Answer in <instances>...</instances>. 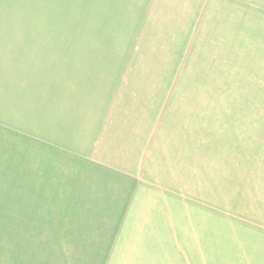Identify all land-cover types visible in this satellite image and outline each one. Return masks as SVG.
I'll use <instances>...</instances> for the list:
<instances>
[{"label": "rangeland", "instance_id": "obj_1", "mask_svg": "<svg viewBox=\"0 0 264 264\" xmlns=\"http://www.w3.org/2000/svg\"><path fill=\"white\" fill-rule=\"evenodd\" d=\"M0 264H264V0H0Z\"/></svg>", "mask_w": 264, "mask_h": 264}]
</instances>
